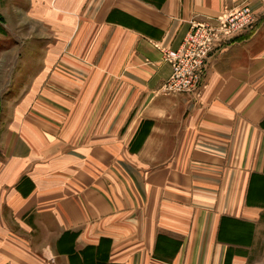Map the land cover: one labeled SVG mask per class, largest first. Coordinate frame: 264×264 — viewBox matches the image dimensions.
Segmentation results:
<instances>
[{"label":"crops","instance_id":"1","mask_svg":"<svg viewBox=\"0 0 264 264\" xmlns=\"http://www.w3.org/2000/svg\"><path fill=\"white\" fill-rule=\"evenodd\" d=\"M240 4L255 22L210 55L199 95L166 92L161 51ZM25 15L44 47L0 116V264H264V0Z\"/></svg>","mask_w":264,"mask_h":264},{"label":"rangeland","instance_id":"2","mask_svg":"<svg viewBox=\"0 0 264 264\" xmlns=\"http://www.w3.org/2000/svg\"><path fill=\"white\" fill-rule=\"evenodd\" d=\"M28 1L0 0V116L9 113L11 104H18V101L16 102L20 87L18 76L23 73V70L25 71L28 64L33 66L36 63V61H26L25 55L29 53L40 55L44 47L41 41L33 40L35 35L32 33L31 23H26L25 11ZM249 10L250 14L246 15V19L239 16L232 21L229 20L228 26L212 27L210 31H206L209 45L213 46L216 42H221V46H224L241 34L244 28H250L255 22L256 14L250 7ZM16 38L21 41L17 42ZM206 41L200 40L194 49L200 53L207 52L209 49H205L208 46ZM212 53L213 51L209 57ZM11 71H13L12 76ZM164 85L165 83L163 89L169 92Z\"/></svg>","mask_w":264,"mask_h":264},{"label":"built area","instance_id":"3","mask_svg":"<svg viewBox=\"0 0 264 264\" xmlns=\"http://www.w3.org/2000/svg\"><path fill=\"white\" fill-rule=\"evenodd\" d=\"M249 14L250 10L247 4L223 7L218 15L192 23L176 48H164L161 51L162 59L168 62L171 67V73L164 85L166 90L197 97L203 86V77L209 54L211 51L215 52L222 47L221 42H216L213 46L209 45L206 37L207 33L205 34V32L210 31L212 27L222 28L228 26L229 20L232 21V19L239 16L246 19V15L249 16ZM248 29L249 27H246L242 32ZM200 40H207L208 46L204 48L209 50L205 53H200L197 49H194V46Z\"/></svg>","mask_w":264,"mask_h":264},{"label":"trees","instance_id":"4","mask_svg":"<svg viewBox=\"0 0 264 264\" xmlns=\"http://www.w3.org/2000/svg\"><path fill=\"white\" fill-rule=\"evenodd\" d=\"M255 177H256V175H255ZM261 179H264V176L263 175H261ZM256 196H258V197L261 196L260 193H259V191H257V193L255 194V198L257 199L258 197H256Z\"/></svg>","mask_w":264,"mask_h":264}]
</instances>
